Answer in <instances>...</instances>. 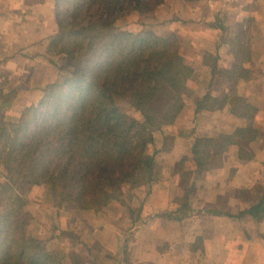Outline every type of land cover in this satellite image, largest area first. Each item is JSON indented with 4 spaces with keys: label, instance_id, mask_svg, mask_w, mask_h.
Listing matches in <instances>:
<instances>
[{
    "label": "crops",
    "instance_id": "obj_1",
    "mask_svg": "<svg viewBox=\"0 0 264 264\" xmlns=\"http://www.w3.org/2000/svg\"><path fill=\"white\" fill-rule=\"evenodd\" d=\"M201 6V12L190 7L175 19L166 16L154 32L176 35L193 70L180 92L184 106L172 123L153 130L155 180L134 189L135 201L110 202L100 217L92 210L82 213L90 219L87 238L78 227L82 264H264V214L246 213L264 202V0H202ZM242 30L252 33L251 54L242 63L244 75L237 76L235 47ZM57 31L53 0H0V95H7L12 79L20 86L5 104L9 124L38 104L43 87L61 79L65 56L48 54ZM208 94L223 107L198 109ZM178 98L165 86L152 104L155 115ZM236 98L253 111L238 116L243 107L234 105ZM250 129L256 137L236 136ZM196 139L221 148H210L214 157L201 173L192 153ZM225 143L230 144L223 149ZM53 239L55 249L61 238ZM90 242L101 245L100 262ZM70 245L67 251H77Z\"/></svg>",
    "mask_w": 264,
    "mask_h": 264
},
{
    "label": "trees",
    "instance_id": "obj_2",
    "mask_svg": "<svg viewBox=\"0 0 264 264\" xmlns=\"http://www.w3.org/2000/svg\"><path fill=\"white\" fill-rule=\"evenodd\" d=\"M164 1L53 0L58 31L48 54L68 57L69 77L43 89L40 102L23 112L9 151L0 148V162L7 164L0 192V264H64L29 234L31 218L23 199L33 186L49 185L60 202L89 210L108 205L124 184L135 189L155 180L153 130L179 116L180 92L193 70L177 37L118 32L116 23ZM165 86L179 98L157 117L151 106ZM233 102L243 107L238 116L253 111L242 98ZM204 105L220 109L224 103L208 94L198 109ZM252 134L258 132H236L243 139ZM6 135L1 131L0 141ZM213 143L196 139L192 153L200 173L214 157ZM246 213L263 215L264 202Z\"/></svg>",
    "mask_w": 264,
    "mask_h": 264
},
{
    "label": "rangeland",
    "instance_id": "obj_3",
    "mask_svg": "<svg viewBox=\"0 0 264 264\" xmlns=\"http://www.w3.org/2000/svg\"><path fill=\"white\" fill-rule=\"evenodd\" d=\"M201 1L202 0H165L162 4L155 7L151 12H147V13L133 12L120 18L117 21L116 26L118 32L124 31V32H131L134 34L145 31L158 32V29L163 27L164 23L167 22L166 16L174 15L173 19H175L176 13L186 12L191 9H196L201 12L203 10L201 6ZM190 7L192 8L188 9ZM174 22H176V20H174ZM243 32H244L243 35H240L239 37L240 39L237 41L235 47L240 63V66L236 69V71H234V74L237 76H241L242 74L244 75L245 71L243 70L242 63L248 61L251 54L250 38L252 33H249L247 31H243ZM159 37H163V36H159ZM175 37L177 36L175 35ZM51 57H57V56H51ZM65 58H66L65 63L59 67L61 79H59V82L56 83H63L66 80V78L69 77V72L67 71L69 69V59L67 56H65ZM51 63L55 66H58L55 60L51 59ZM56 83H52V84H56ZM19 87L20 86L18 82L15 79H12L10 80L7 86V90H8L7 95H4L2 93L0 95V133L1 131H5V128L6 129L8 127L10 128L9 134L7 133V131H5L7 135L5 136V138H1L0 141V148L5 145L8 148L6 151H9L8 146L13 142L14 138L18 134L19 126L21 125L20 122L22 121L21 118L23 116V112L25 111L24 110L22 114H19L20 116L14 115L12 123L9 124L6 121L7 111L5 104L6 102L13 100L12 98L19 91ZM45 87H43L42 90L45 89ZM125 110L126 111L129 110V112L133 113V109L129 107H127ZM211 149L214 150L215 148L211 147ZM220 149L216 148L215 151H218ZM2 162H0V192L2 189L1 187L7 181L6 180L7 170L5 169V165L7 164L4 160H2ZM35 187H40L41 190H39L37 194L32 195L31 191ZM45 189L47 190L46 193H45ZM115 195H117V198H115L111 202L118 200V201H122L123 204L128 205V203H132L135 201L134 189L125 184L122 185L120 192L115 191ZM1 200L2 199H0V203ZM23 206L25 210L29 213L31 218L30 219L31 222L28 227L29 234L32 237H34L36 240L41 242L43 244V247L51 255H53V257L61 260L64 264L83 263L81 261L83 247L77 245L79 244L78 243L79 240H81L79 239L80 231L78 227L79 225L80 227H82V233L83 235H86L85 238H87V235L90 231L86 227L87 225L85 224L88 223L90 219H88L82 213L88 210H81L78 205L72 202H60L58 198L55 197V195L53 194L52 187L49 185L33 186L31 190L25 195L23 199ZM107 206L108 205L101 207L100 209H89V210H92L95 214H97L100 217L104 215L105 213L104 209ZM54 237H60L61 239H59V242L55 247V249H52L55 240L53 239ZM65 239L68 240V245L62 242V240ZM70 244H73V248L75 247L77 251H72L71 249L67 251L68 249L67 246L71 247ZM90 244L92 245L91 248L93 250L92 254L94 256L95 253L96 256L95 262H100L101 261L100 254L102 252L101 245L100 244L93 245V243L91 242ZM79 250H82V253H80ZM69 252L70 253L74 252L73 253L74 256L72 258L68 256Z\"/></svg>",
    "mask_w": 264,
    "mask_h": 264
}]
</instances>
